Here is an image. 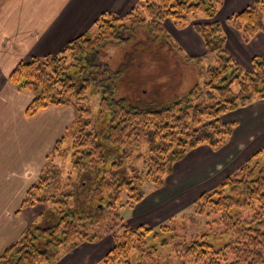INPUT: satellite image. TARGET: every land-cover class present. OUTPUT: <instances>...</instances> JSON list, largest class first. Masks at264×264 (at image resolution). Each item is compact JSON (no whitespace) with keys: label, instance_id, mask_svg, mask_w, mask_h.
Wrapping results in <instances>:
<instances>
[{"label":"trees","instance_id":"obj_1","mask_svg":"<svg viewBox=\"0 0 264 264\" xmlns=\"http://www.w3.org/2000/svg\"><path fill=\"white\" fill-rule=\"evenodd\" d=\"M223 1L144 0L141 8L133 5L123 15L104 12L94 21L95 36L84 32L56 53L14 66L10 82L33 94L27 117L49 105H68L75 118L23 196L21 207L36 208L40 221L34 220L0 252V264H53L79 244L105 235L114 243L97 264H158L159 247L175 237L181 238L179 255L189 264H264V146L192 203V221L196 214L219 215L222 233L230 236L220 247L207 232L181 237L168 224L132 227L118 212L120 206L132 207L143 199V181L162 186L173 164L189 150L222 147L234 125L222 121L223 115L264 99V56L254 55L250 68H244L227 50L223 31V25L230 26L243 43L264 35V0H254L221 21L217 14ZM166 20L180 28L191 25L203 40V55L184 56L197 65L199 81L182 93L169 86L164 100L146 99L142 107L115 96L113 87L92 89L103 85L95 75V56L102 47L119 43L125 31L138 26L162 37L167 47ZM118 74L112 71L111 76ZM89 91L101 94L94 120L87 116ZM67 158L71 166L63 172L59 163ZM113 218L118 222L109 224ZM156 239L158 243L150 242Z\"/></svg>","mask_w":264,"mask_h":264},{"label":"crops","instance_id":"obj_2","mask_svg":"<svg viewBox=\"0 0 264 264\" xmlns=\"http://www.w3.org/2000/svg\"><path fill=\"white\" fill-rule=\"evenodd\" d=\"M138 1L0 0V252L34 221L21 207L23 196L41 174L74 112L68 105H49L27 117L25 109L33 94L10 82L11 70L21 60L58 52L66 42L92 30L100 14L123 15ZM252 1L224 0L217 19L224 20ZM164 27L188 55H203V40L191 25L180 28L166 20ZM223 31L227 50L244 68H250L254 55L264 56V35L243 43L230 26L223 25ZM222 121L234 123L227 143L215 151L200 145L176 161L163 185L153 187L129 208L125 219L130 226H154L173 217L264 146V99L226 113ZM113 243L111 235L81 243L53 264H96Z\"/></svg>","mask_w":264,"mask_h":264},{"label":"rangeland","instance_id":"obj_3","mask_svg":"<svg viewBox=\"0 0 264 264\" xmlns=\"http://www.w3.org/2000/svg\"><path fill=\"white\" fill-rule=\"evenodd\" d=\"M143 1L139 0L135 5L141 8ZM89 32L91 36L97 34L95 27ZM122 36L125 38L124 40L119 43H108L105 47H102L98 55L95 56V61L99 64L98 67H95V71H97L95 75L96 78L98 77L103 81V85L101 86L100 83H97L92 89L97 90L101 87H113L115 96L126 98L130 103L142 107L141 102L146 99L157 101L164 100L168 93L169 86L172 87L171 90L176 93H182L187 91L196 80L199 81V79H201L196 74L197 65L193 61L189 62L184 58V56L188 55V52L184 50L171 35L169 36L170 43L167 47L166 45H162V37L153 35L144 26H138L132 30L125 31ZM100 61L103 64H100ZM112 71H118L119 74L113 77L111 76ZM100 95L98 91L88 92L87 116L92 120L95 119L99 108ZM73 111L74 112L71 111V122L75 118V110L73 109ZM140 164V160H137L136 166L139 170H141L139 168ZM59 165L61 170L66 172L71 166V161L67 158L60 162ZM142 174L143 173H141V175ZM152 188L153 185L149 181H143L139 184V189L144 193H147ZM125 198L126 193L122 192L121 200ZM129 208L128 205L124 204L118 209L119 218L126 224H128V221L125 218L129 213ZM37 211L38 210L33 207L25 208L26 214L30 212L33 216V220L40 221V216ZM192 212L193 206L190 204L174 214L173 217H176V220L171 221L168 220V218L160 221L153 227L157 229L160 225L168 224L172 226L175 234L181 237L207 232L209 233L211 242L217 247L224 245L230 240L229 235L227 236L226 233H222L223 227L222 224L218 222L219 215L217 213L209 212L200 215L196 214L194 216L196 220L192 221L188 216ZM118 220L119 219L113 218V220L109 221V224L116 223ZM150 242L152 244L158 243L159 239L150 240ZM182 246L183 242H181V238L179 237H175L173 240L169 241L168 244L161 245L156 255L158 264H189L185 258L182 259L179 255ZM58 251H60V249ZM132 255H134V253H132Z\"/></svg>","mask_w":264,"mask_h":264}]
</instances>
